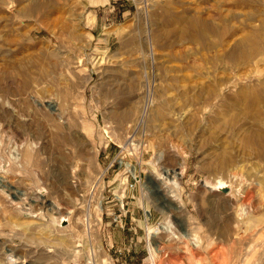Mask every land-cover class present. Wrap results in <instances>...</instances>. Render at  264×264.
<instances>
[{
    "label": "rangeland",
    "instance_id": "374dc122",
    "mask_svg": "<svg viewBox=\"0 0 264 264\" xmlns=\"http://www.w3.org/2000/svg\"><path fill=\"white\" fill-rule=\"evenodd\" d=\"M177 10L264 34V0H0V264H264V147L181 98Z\"/></svg>",
    "mask_w": 264,
    "mask_h": 264
},
{
    "label": "bare ground",
    "instance_id": "6f19581e",
    "mask_svg": "<svg viewBox=\"0 0 264 264\" xmlns=\"http://www.w3.org/2000/svg\"><path fill=\"white\" fill-rule=\"evenodd\" d=\"M175 13V21L178 26H175L176 28L173 26L174 28H171L169 33H173L176 39L179 38L178 45L181 49H179L177 55L181 60L180 68H189L195 70L196 73L198 72L197 75H195L196 79L193 83L189 85L186 91L181 93V98L185 99L183 97H186L187 101L189 99L191 104L195 106L196 104L199 106L201 105L205 110L208 108L211 109L209 119L206 121L207 123H213L219 131L226 130V126L232 127L235 129L236 138L242 141V143L248 142V149L254 152L257 150L256 153L259 155L261 149L264 147L262 142L264 130H261L257 126L243 128L240 121L242 119H247L249 116L253 117L256 123L264 119V70H262V68L260 69L259 65L255 63L251 72L248 71V73L241 74H237L236 72L243 66L249 64V62L260 58L259 54L264 42L263 32L261 29H257L252 34L243 36L233 43H226L224 42V35L228 30L227 28L222 27L221 29L214 24H205L201 26V21L190 15L188 16L186 10H177ZM126 27L130 29L132 26L127 25L125 28ZM124 31L125 30H123V32ZM126 35H124V37ZM154 38L155 36L153 35V40ZM152 47L153 45L151 43V48ZM197 49L206 51V53L202 54L198 59L194 56ZM247 78H249V80H247ZM159 79L163 82L166 91L173 88L176 80L168 71L162 74ZM190 79L189 81H191ZM154 85L153 79L148 80L147 90L145 91H147V93L151 92L152 86ZM145 86L146 84L144 88ZM262 122H264V120ZM247 126L248 125H246V127ZM212 130L210 134H213ZM225 134L227 133L224 131V135ZM203 135L205 134L203 133ZM225 149L223 152L219 153L215 159H211L205 166L218 171L229 169L234 161V156L232 157L230 152H227L228 149L227 151ZM171 173H173V171L171 172L169 170L168 174ZM171 177L172 180L177 177V174L175 173L171 175ZM217 182L218 183L213 186V189L222 190L229 186V183L226 184L223 179H218ZM158 232H160L159 229L148 233L150 253L152 255L160 253V241L153 240Z\"/></svg>",
    "mask_w": 264,
    "mask_h": 264
},
{
    "label": "crops",
    "instance_id": "0c3cea01",
    "mask_svg": "<svg viewBox=\"0 0 264 264\" xmlns=\"http://www.w3.org/2000/svg\"><path fill=\"white\" fill-rule=\"evenodd\" d=\"M218 236H222V237H225V236H228L230 234H227L225 231H222L220 233H217Z\"/></svg>",
    "mask_w": 264,
    "mask_h": 264
},
{
    "label": "built area",
    "instance_id": "2783aa9c",
    "mask_svg": "<svg viewBox=\"0 0 264 264\" xmlns=\"http://www.w3.org/2000/svg\"><path fill=\"white\" fill-rule=\"evenodd\" d=\"M152 264H155V263H152Z\"/></svg>",
    "mask_w": 264,
    "mask_h": 264
}]
</instances>
